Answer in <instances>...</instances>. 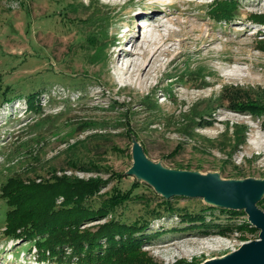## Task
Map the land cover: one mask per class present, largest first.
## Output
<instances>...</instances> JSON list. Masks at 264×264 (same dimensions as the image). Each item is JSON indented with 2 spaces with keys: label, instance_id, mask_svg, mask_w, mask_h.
<instances>
[{
  "label": "rangeland",
  "instance_id": "obj_1",
  "mask_svg": "<svg viewBox=\"0 0 264 264\" xmlns=\"http://www.w3.org/2000/svg\"><path fill=\"white\" fill-rule=\"evenodd\" d=\"M148 1L0 0V264H51L36 259L31 241L3 233L2 186L52 175L96 184L98 191L84 203L92 209L137 184L114 213L127 223L143 222L137 234L148 238L139 252L143 264H201L259 240L260 230L244 211L228 216L201 197H164L130 169L137 143L166 169L264 180V111L228 107L232 100L264 107V25L249 18L264 13V0H236L228 22L209 17L213 0H174L163 12L187 11L180 20L199 23L216 38L210 47L219 57L196 50L208 42L175 41V52L162 57L149 81L134 84L122 79L124 65L109 56L115 37L128 28L126 15L151 11ZM145 23L142 16L135 19L130 34L144 33ZM122 47L130 51L129 44ZM32 93L37 95L29 102ZM256 206L264 211L263 204ZM200 209L203 225L182 216ZM107 220L95 217L80 228L94 231ZM201 232L207 236L193 235ZM196 238L234 246L208 254L181 245ZM168 240L181 250L160 249Z\"/></svg>",
  "mask_w": 264,
  "mask_h": 264
},
{
  "label": "trees",
  "instance_id": "obj_2",
  "mask_svg": "<svg viewBox=\"0 0 264 264\" xmlns=\"http://www.w3.org/2000/svg\"><path fill=\"white\" fill-rule=\"evenodd\" d=\"M235 9L236 0H213L210 4L209 17L228 22L233 19ZM249 18L255 23L264 25V13H253ZM36 95L29 94L28 101L32 102ZM228 107L233 111H249L251 114L264 111L263 106L259 111L258 105L238 100L230 101ZM241 141L243 142L244 139ZM134 184L125 192L117 189V192L111 193L103 205L92 209L84 203L98 191L96 184L72 181L65 176L55 175L49 180L38 183L34 181L25 183L23 180L7 181L2 186V197L6 204L3 233L18 241H31L36 259L41 262L143 264L139 252L141 244L148 238L146 235L141 238L137 236L144 230L141 224L143 222L135 220L127 223L115 217L114 213L117 207L132 198L133 187L137 185ZM58 198H62L59 203ZM162 203L164 204V201ZM258 203L264 205V195ZM164 208L167 211L171 209L169 206ZM209 208L210 206H205L203 209ZM203 209L195 213L184 211L182 216L203 225L204 217L201 214ZM222 211L232 216L236 210L223 208ZM95 217H109V220L96 226L94 231H91L92 228H80L81 223ZM226 227L231 230L233 226Z\"/></svg>",
  "mask_w": 264,
  "mask_h": 264
},
{
  "label": "bare ground",
  "instance_id": "obj_3",
  "mask_svg": "<svg viewBox=\"0 0 264 264\" xmlns=\"http://www.w3.org/2000/svg\"><path fill=\"white\" fill-rule=\"evenodd\" d=\"M173 4L174 0H149L146 7L152 8L151 11H145L141 8L132 16L126 15L128 28L119 36L115 37L116 49L113 50L109 56L111 62L124 65L120 72L122 79L134 84L147 83L152 74L158 70L162 57L175 52V41L179 42L180 46L183 44L186 46L187 41L208 42V45L201 48L198 47L196 50L198 52H203L206 57L209 58L219 57L218 54L212 53L213 50L210 47V44L217 40L216 38H210L209 34L205 35L201 24L193 22L188 18H186L185 21L180 20L181 16L187 15V11L176 12L177 10H173L169 13L163 12L164 8L170 7ZM126 13H128V11ZM141 16L146 22L144 25L145 32L142 33V30L139 28L135 33L130 34V25H133L135 19ZM174 26H178L179 29H175ZM124 43L130 45V51H126L124 47H122ZM179 53H181V51L177 52V54ZM193 235L202 237L205 234L201 232L198 234L194 233ZM159 245V248L164 249L166 253H173L174 250H181L176 243L170 242V240L161 242ZM181 245H188L199 253L206 252L208 254L225 249L227 250L234 246V244L230 242L209 238L187 239L184 240ZM234 253L235 252L228 253L220 257H210L204 262L221 260Z\"/></svg>",
  "mask_w": 264,
  "mask_h": 264
},
{
  "label": "water",
  "instance_id": "obj_4",
  "mask_svg": "<svg viewBox=\"0 0 264 264\" xmlns=\"http://www.w3.org/2000/svg\"><path fill=\"white\" fill-rule=\"evenodd\" d=\"M132 157L130 173L135 174L137 180L141 178L151 185L164 197H201L209 205L242 210L247 214L248 222L260 230V240L244 244L234 254L221 260L201 264H264V211L256 206L264 195V180H223L217 174L166 169L147 159L137 143L133 145Z\"/></svg>",
  "mask_w": 264,
  "mask_h": 264
}]
</instances>
